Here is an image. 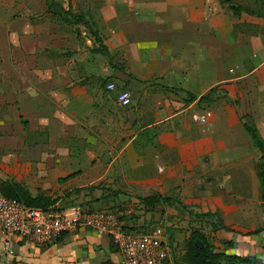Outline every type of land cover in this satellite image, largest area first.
<instances>
[{
	"label": "crops",
	"instance_id": "0c3cea01",
	"mask_svg": "<svg viewBox=\"0 0 264 264\" xmlns=\"http://www.w3.org/2000/svg\"><path fill=\"white\" fill-rule=\"evenodd\" d=\"M109 80L129 87V105L105 88ZM214 86L227 91L212 113L216 139L233 138L242 111L264 115V0H0V149L14 153L11 166H24L27 185L23 172L14 181L46 195L47 207L71 205L77 186L120 178L137 184L140 198L134 191L132 200L151 207L128 205L140 216L123 221L148 219L159 200L145 197L164 195L172 184L166 153L183 156L186 135L212 141L190 115ZM187 93L196 99L187 101ZM212 161L207 173L216 172L225 189L213 194L198 185L188 200L198 211H215L230 190L231 214L221 216L231 244L215 249L237 256L229 264H264V228L253 231L251 196L238 186L247 160ZM95 197L80 198L101 204ZM10 248L12 264H120L121 257L108 235L80 224L48 244L15 237ZM185 250L176 260L170 245L167 264H192ZM6 257L0 231V264Z\"/></svg>",
	"mask_w": 264,
	"mask_h": 264
},
{
	"label": "rangeland",
	"instance_id": "374dc122",
	"mask_svg": "<svg viewBox=\"0 0 264 264\" xmlns=\"http://www.w3.org/2000/svg\"><path fill=\"white\" fill-rule=\"evenodd\" d=\"M115 83H117L118 89L129 88L125 84H119L118 82ZM187 95L190 97L191 94L187 93ZM201 95L203 97L201 99L198 97L193 103L190 120L196 125H199L202 132H206V135L210 136L212 141L206 142L205 144H199L195 136L186 135L185 153L183 156L177 157L174 148L172 149V152H167L166 159L170 163V171L173 180L171 186L163 194L169 197L164 198L165 196L161 194L163 199H159V207L156 209V211H154V213H150L148 219L144 217V220H140L139 223L136 221H131L132 225H130V223L127 221H123L127 228H136L139 230L149 228L156 223L162 222L165 225V234L167 236V240L170 242L171 250L174 248L175 252L178 251L179 253H175L176 260L181 259V252L184 246H186L188 238L191 236V231L194 229L201 232L206 242L212 243L215 248L226 250L231 244L229 232L227 231L230 229V226L228 229L220 227L221 221L218 219V215L221 216V211L226 213L225 216H227V218L231 214L230 202L228 200L232 192L230 190H225L224 196H226V198L224 199L226 200L227 205L225 207L217 208V210H215L216 213L209 215L201 213L204 212L203 210L198 211L196 208L197 204L188 200V198H191L192 194L197 196L198 185L200 186V189L203 190V192L206 188H209V190L211 189L210 192L213 194H217V190L219 189H225V186L217 183L216 177L218 176L216 172L214 175H209L207 173V171L211 169L210 165L213 163L212 160L214 159L219 161H230L236 158L247 160V166L244 168L246 171H248L245 172V175L247 176L246 182L241 183V185L238 186L242 187V191H247L251 196L250 199L253 205V215L255 216L256 220L254 229L257 227L264 228V198L261 196L262 187L259 174V162L260 160H264V148L261 150L253 143L250 134L244 129L243 124L234 133L233 138L229 139L227 138L228 136H221V139L224 143V145H221V143H219L221 139H216V137H220L219 134H213V128L211 126L213 122H211V120L213 118L212 113L216 110L215 102L225 97L227 95V91L219 86H214L208 92ZM194 99H196V95H194L192 98V100ZM238 101L239 100L236 99V102ZM239 103L240 102H238V104ZM207 110L210 111V115H208L205 120H201L196 116L198 114L207 112ZM237 112H239L238 109ZM240 121L255 126L258 130V133L260 134V137L263 139L264 144V115L260 111H257L255 115L252 111H242V114L240 115ZM215 139L216 143L218 142L217 144L219 145L218 147H215L216 149H211L215 144ZM234 142H236V144L233 146ZM227 146L230 147L228 148ZM117 149L118 148H116V150ZM157 149L163 148L161 145H158ZM9 151L10 149L7 148L0 149V183L4 180L17 179L16 177L20 176L18 174L23 172V183L26 184V175L24 173L25 171H23V164L17 166L18 168L11 166V163L14 159L12 154L14 153L12 152L11 154V151ZM125 155H129V157H127V161L130 165V167L127 168L129 170L126 173L132 174L135 169L131 165L132 160L130 155L132 154L128 153ZM210 161H212V163H210ZM223 166L224 168L221 167L223 169V173H227L230 167L225 164ZM109 168L114 171V176L115 170L117 169H115V166H111ZM13 169L17 172H13ZM183 175H185V177H182ZM180 177L181 181L185 180V183H176V179H180ZM74 189L75 191L72 192V199H69L71 201L70 204L80 203L82 206L89 208L109 207L117 210L120 213L121 210H127V213H125L126 217L120 214L122 220L131 217L139 218L140 216V213L131 212V210L128 211V205L135 206L136 209L144 208L145 211L148 209L151 210L150 206L146 207L143 205L142 199H131V193L134 191L136 192L138 198H140V195H138L137 192V184L132 182H121L120 178H118V181H116V179H113L112 181L99 179L84 186H77ZM214 189L216 190L214 191ZM233 190H236V188ZM54 193L56 194L57 191ZM82 193L84 196L90 195L91 198H96L95 196H101L100 199L102 203L95 206L90 205L88 203V199L80 198ZM128 215H130V217H128ZM221 219L223 220L222 216ZM213 222L218 226L213 227ZM171 234H174V238L170 239L172 242L169 240V236ZM175 234L178 237V241L176 240L177 245L173 246L176 239ZM179 244L181 245L180 248L178 247ZM224 261L221 260V263L229 264L228 260L225 262ZM168 262L169 261L167 260V263ZM179 262L181 263V261ZM179 262L177 263L179 264Z\"/></svg>",
	"mask_w": 264,
	"mask_h": 264
},
{
	"label": "built area",
	"instance_id": "2783aa9c",
	"mask_svg": "<svg viewBox=\"0 0 264 264\" xmlns=\"http://www.w3.org/2000/svg\"><path fill=\"white\" fill-rule=\"evenodd\" d=\"M105 88L114 91L121 105L131 103L132 93L128 88L118 89L113 80L107 81ZM208 115L209 110L196 116L205 120ZM79 224L108 235L121 252L120 264L167 263L170 245L162 222L142 230L129 229L113 208H89L80 203L65 208L29 205L5 194L0 187V231L7 252L6 264H12L15 259L10 248L15 237L48 244Z\"/></svg>",
	"mask_w": 264,
	"mask_h": 264
},
{
	"label": "trees",
	"instance_id": "16d2710c",
	"mask_svg": "<svg viewBox=\"0 0 264 264\" xmlns=\"http://www.w3.org/2000/svg\"><path fill=\"white\" fill-rule=\"evenodd\" d=\"M83 17V14H81ZM194 97L193 94L189 98H187V101L192 100ZM203 96L201 95L199 99H201ZM244 129L250 134L251 139L253 143L263 150L264 144L263 139L260 137V134L258 133V130L255 126H252L246 122H242ZM259 174H260V183L262 187L261 196L264 198V160H260L259 162ZM70 175V174H69ZM69 175L63 176L60 179H64L68 177ZM0 187L4 191L5 194L15 197L19 200H22L26 204L29 205H39L43 207H47L52 200L49 199L46 195L41 193L33 194L31 193L24 185L21 183L14 181V180H4L0 183ZM163 196H161L160 193H153L152 195L146 196L145 201L149 204L153 201H157L159 199H163ZM169 196H166L164 198H168ZM207 215L216 213L215 211L206 210L204 212ZM218 219L221 221L220 227L228 229L229 226H227L223 220L221 219V216L218 215ZM213 227H217L218 225L213 222ZM261 227H257L253 231H259ZM197 238L202 240V245L196 241ZM230 242V241H229ZM236 255L228 254L224 252L223 250H216L214 245L210 242H206L204 236L201 234V232L197 230L191 231V236L188 238L186 243V250H185V260L192 264H219L221 260H229L231 258H236Z\"/></svg>",
	"mask_w": 264,
	"mask_h": 264
},
{
	"label": "water",
	"instance_id": "95a60500",
	"mask_svg": "<svg viewBox=\"0 0 264 264\" xmlns=\"http://www.w3.org/2000/svg\"><path fill=\"white\" fill-rule=\"evenodd\" d=\"M196 241H198L201 245L203 244L202 243V240L201 239H199V238H197V240Z\"/></svg>",
	"mask_w": 264,
	"mask_h": 264
}]
</instances>
